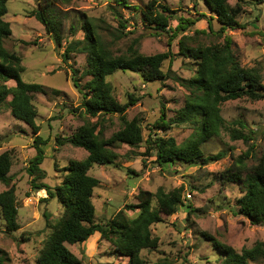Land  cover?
<instances>
[{
	"label": "rangeland",
	"instance_id": "374dc122",
	"mask_svg": "<svg viewBox=\"0 0 264 264\" xmlns=\"http://www.w3.org/2000/svg\"><path fill=\"white\" fill-rule=\"evenodd\" d=\"M151 1L130 0V6L137 9L116 6L114 0L56 3L64 45L73 40H83V22L92 19L114 55L127 54L130 45L139 40L138 51L145 56L167 52L172 56L163 64L165 77L160 81L147 82L141 73L132 71H117L107 78L118 102L124 105L134 102L126 112V119L128 122L137 119L143 142L132 148L126 144L114 146L120 155L118 163L94 165L90 170V175L100 181L93 194L95 221L105 225L120 211L131 218L136 217L140 212L136 206L141 191L155 194L159 189L168 193L181 188L183 206L178 207L172 216L164 217L162 223L151 227L153 235L159 238V246L142 251V258L148 264H222L220 251L207 236L238 252L264 243V226H254L239 214L237 201L243 195L242 186L223 181L224 172L234 166L236 159L244 155L251 145L253 152L246 160L247 169L255 167L264 155V99L252 101L245 98L228 101L221 106V115L227 126L241 120L247 126L244 133L250 136L248 143L234 141L230 130L223 129L218 137L203 145L205 156L226 152L223 159L202 166L181 162L167 166L157 164L154 150L147 142L150 136L174 138L182 144L197 132L193 126L173 124L189 94L183 82L193 78L198 67L197 61L181 55V40L190 37L186 44L193 47L222 44L224 37L218 34L221 25L203 0H158L175 11L170 21L173 30L181 19L200 21L177 34L172 41L169 38L172 33L157 36L142 19V12ZM229 3L232 7H242L238 19L241 27L227 30L225 35L232 38L242 66L260 70L264 85V0H229ZM111 6H116L129 21L125 30L129 33L123 38H120V23ZM40 8L41 0H9L5 19L11 23L13 36L5 45L22 57L25 67L23 81L42 85L48 90V95L36 94L33 104L38 112L39 135L49 140L44 147L46 159L41 166L46 172L43 182L56 188L65 176L64 168L71 161H83L88 156L86 150L68 143L57 146V137L69 138L85 123L101 120L98 130L102 128L104 138L110 139L124 128V124L118 115L92 118L82 109L83 97L73 80H79L82 85L89 81L88 77H83L87 55L72 54L71 59L64 62L62 54L65 49H59L45 26L31 15ZM209 20L216 34L209 32ZM196 31L205 33L195 34ZM8 86L16 87L15 81L8 82ZM52 90L60 91L61 95L52 93ZM11 99L9 96L7 102ZM163 112L167 122L170 121L169 128L165 130L159 127ZM232 128L239 129V126ZM34 137L28 125L12 116L8 106L0 107V155L12 152L11 186L16 191L20 225L17 232L8 233L0 210V257L3 259L0 264H36L53 227L65 213L58 199H49L46 190L32 188L27 167L36 155ZM7 189L0 183V193ZM156 206L157 200L154 199L153 207ZM190 207L195 212L189 215ZM22 238L28 241L24 242ZM68 248L82 259L83 264H128V259L116 255L112 246L101 240L99 233L84 244L68 245ZM249 264H264V257Z\"/></svg>",
	"mask_w": 264,
	"mask_h": 264
},
{
	"label": "trees",
	"instance_id": "16d2710c",
	"mask_svg": "<svg viewBox=\"0 0 264 264\" xmlns=\"http://www.w3.org/2000/svg\"><path fill=\"white\" fill-rule=\"evenodd\" d=\"M69 1L41 0L42 8L33 11L31 15L45 26L57 47L65 49L62 54L64 62H68L72 54L87 55V69L83 77H88L89 81L82 85L79 80H73L74 86L83 97L82 109L85 113L92 118L102 117V119L109 115H118L124 128L110 139H106L102 128L98 130L101 121L98 120L96 123H85L69 138L57 137V146L62 147L68 143L86 150L88 156L83 161H71L64 168L65 176L62 183L56 188H51L43 182L46 179V172L41 166L46 159L44 147L49 140L39 135L40 127L36 123L38 112L33 100L36 94L48 95V90L42 85L23 81L22 74L25 72L23 59L16 52L8 50L5 45L13 36L11 23L5 19L9 0H0V107L8 106L12 116L28 125L35 135L33 148L36 155L27 167L32 188L46 190L48 198L58 199L65 211L63 217L53 227V233L46 241L36 264H83L82 259L77 257L68 245L84 244L96 233L100 234L101 240L112 246L116 255L126 257L128 264H148L141 256L142 251L153 250L159 246V238L153 235L151 227L162 223L164 217L172 216L177 212L178 207L183 206V190L180 188L167 193L159 189L155 194L141 191L136 206L140 212L136 217L131 218L124 211H120L113 219L102 225L95 221L96 208L93 203V194L99 187L100 181L90 175V170L94 165H116L120 155L115 151L114 146L126 144L132 148L143 142L142 129L137 119L131 122L126 119V112L134 102L125 105L118 102L107 78L117 71H132L141 73L147 82L160 81L165 77L163 64L172 56L170 52L145 56L138 51L139 40H135L130 45L127 54L114 55L110 44L104 41L98 25L92 19L83 22L81 28L85 33L83 40H73L64 45L61 35L62 24L55 7L56 3ZM129 1L114 0V4L137 9L130 6ZM203 1L221 25L220 31L217 32L224 37V42L190 47L188 43L186 44V41L191 40L190 37L186 36L181 40V55L197 61L198 67L195 76L183 82L189 94L185 105L177 112L173 124L190 125L195 127L197 132L182 144H178L174 138L150 136L147 142L154 150L156 163L162 166L175 165L179 162L202 166L223 159L226 152L205 156L202 150L203 145L218 137L223 129L230 130L232 140H243L248 143L250 136L244 133L247 128L245 122L234 121L229 125L231 128H228L221 115V106L228 101L245 98L252 101L264 99L263 77L260 70L242 66L234 51L232 38L225 35L227 30L241 27L238 19L242 14V7L240 5L232 7L229 0ZM115 7L111 6L120 23V38H123L129 33L125 32L129 27V21L124 19ZM174 12L158 0H152L142 12V19L144 23L150 25L157 36L172 33L169 37L172 41L177 34L200 21V19L197 21L181 19L179 26L173 30L170 21ZM207 23L209 32L214 34L212 22L209 20ZM197 33L205 32L196 31L195 34ZM73 74L75 75V71ZM10 81H15L16 87H9ZM51 92L61 95L58 90ZM9 96L12 99L7 102ZM160 121L162 123L160 128L164 130L169 128L170 121L167 122L165 112ZM236 125L239 129L232 128ZM252 150L251 145L244 155L236 159L235 165L224 172L223 181L242 186L243 195L237 201L239 214L254 226H264V155L259 159L258 164L249 170L246 167V160L251 158ZM12 165V152L2 153L0 183L8 189L0 193V210L8 233L20 229L16 191L15 187L11 186ZM154 199L157 200L156 207H153ZM190 208L189 215L195 212L192 207ZM207 238L212 240L220 251L222 264H249L250 261L264 257V243H257L250 249L238 252L211 236ZM22 241L28 240L22 238ZM2 261L0 257V263Z\"/></svg>",
	"mask_w": 264,
	"mask_h": 264
}]
</instances>
